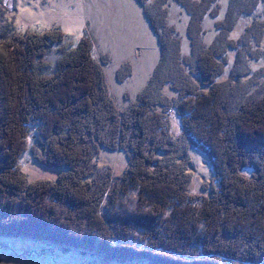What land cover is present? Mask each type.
<instances>
[{"label":"trees","instance_id":"1","mask_svg":"<svg viewBox=\"0 0 264 264\" xmlns=\"http://www.w3.org/2000/svg\"><path fill=\"white\" fill-rule=\"evenodd\" d=\"M178 1L191 15L189 57L174 30L164 31L165 2L155 6L158 19L146 12L161 51L147 90L174 82L178 98L156 103L145 90L123 112L88 37L75 44L58 30L0 39V237L98 264H264V96L230 110L216 82L220 48L202 38L215 0ZM233 15L217 24L223 34ZM160 106L182 117L181 143L170 138ZM192 146L212 161L218 185L208 196L191 193L185 159L170 163ZM104 147L128 157L120 180L96 165ZM30 148L42 166L64 172L30 180L21 168Z\"/></svg>","mask_w":264,"mask_h":264},{"label":"rangeland","instance_id":"2","mask_svg":"<svg viewBox=\"0 0 264 264\" xmlns=\"http://www.w3.org/2000/svg\"><path fill=\"white\" fill-rule=\"evenodd\" d=\"M159 1L165 2L162 8L166 10L164 23L167 28L164 31L174 30V35L182 40V55L189 57L191 15L178 0H145L144 3L138 0H0V39L58 30L75 44L88 37L94 45L95 58L103 65L112 98L122 112L145 90L152 95L154 102L161 103L165 99L178 98V92L173 89L174 82L162 86L154 83L152 89L147 90L161 62V51L146 12L158 19L155 6ZM230 10L237 13V20L233 15L231 24H225L229 26L228 33L223 34L224 29H218L217 24L228 20ZM201 29L206 47L210 50L220 48L224 73L216 82L222 85L223 97L230 110H236L248 98L263 97L264 0H215L203 18ZM175 64L179 67L176 61ZM52 71L53 67L47 73ZM121 74L129 76L121 81ZM185 75L192 84L209 91V87L203 85L200 77H194L190 69H186ZM158 109L165 115L164 123L170 138L181 143L182 117L175 109L165 110L161 106ZM34 140L33 136L31 147L35 145ZM173 157L170 162L173 166V162H181L179 158L182 162L185 159L183 165L191 174L192 194L208 196L211 188L217 187L212 161L198 146L187 147L185 152L174 153ZM96 165L100 172L111 171L114 180H120L129 167V160L124 152L104 147ZM21 168L30 180H55L64 172L42 166L34 158L32 148L23 155ZM246 173L251 176V171ZM136 196V192L132 193L129 199L135 202ZM0 264L98 263L93 257L66 253L43 243L0 237Z\"/></svg>","mask_w":264,"mask_h":264},{"label":"water","instance_id":"3","mask_svg":"<svg viewBox=\"0 0 264 264\" xmlns=\"http://www.w3.org/2000/svg\"><path fill=\"white\" fill-rule=\"evenodd\" d=\"M68 250L67 249H64V252H67ZM82 255H84L83 253H81Z\"/></svg>","mask_w":264,"mask_h":264}]
</instances>
